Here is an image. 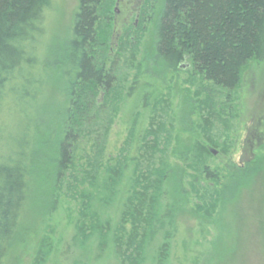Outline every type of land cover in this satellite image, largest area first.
Here are the masks:
<instances>
[{
	"label": "trees",
	"instance_id": "trees-1",
	"mask_svg": "<svg viewBox=\"0 0 264 264\" xmlns=\"http://www.w3.org/2000/svg\"><path fill=\"white\" fill-rule=\"evenodd\" d=\"M114 1L78 0L69 38L58 55L46 48L43 21L50 0H0V264L20 238L33 183L44 176L53 181L47 194L57 205L56 196L69 181L74 182L69 193L83 201L81 220L88 221L77 227L75 246L85 257L83 264H197V257L177 238L180 198L173 204L170 193L176 196L173 187L180 180L181 189L182 181L175 177L167 186L172 173L165 156L169 143L163 140L167 132L159 111L149 109L152 101L159 105V93L143 90L151 71L142 62L134 65L139 41L107 47ZM127 61L132 80L122 88L125 96L121 91L118 96L149 110L143 116L133 114L127 137L108 164L102 157L112 116L106 114L110 103L118 102L114 93L120 65ZM263 61L264 0H164L150 65L164 73L187 63L201 83L209 84L200 90L205 96L198 115L203 143L183 153L184 162L203 170V160L228 153V143L217 144L215 124L229 127L226 109L242 71L250 62ZM53 68L63 80L64 106L51 139H41L36 126L41 132L46 121L35 101ZM99 93L104 94L102 101ZM39 140L44 143L39 145ZM82 141L88 147L85 158L78 155ZM201 188L211 190L208 185ZM219 197L217 192L207 194L208 200ZM42 252L31 264L51 262L53 255L46 258ZM60 264L69 260L60 259Z\"/></svg>",
	"mask_w": 264,
	"mask_h": 264
},
{
	"label": "rangeland",
	"instance_id": "rangeland-1",
	"mask_svg": "<svg viewBox=\"0 0 264 264\" xmlns=\"http://www.w3.org/2000/svg\"><path fill=\"white\" fill-rule=\"evenodd\" d=\"M163 4L164 0L111 2L113 21L107 47L114 50L120 42L139 41L134 65L142 62L151 71L143 90L152 89L159 93V105L154 107L152 101L149 109L159 111L158 120L161 118L167 132L163 140L169 143L170 152L165 156L172 172L167 186L171 187L175 177L182 181L181 189L180 180L173 187L178 189L176 196L170 193L173 204L180 198L176 213L179 244L184 245L189 254L192 251L197 264H264V61L250 62L242 71L240 82L233 91V102L226 109L231 117L229 127L224 129L220 123L215 124L217 144L222 147L228 143V153L216 152L203 160V170L198 165L184 162L182 154L190 151L196 142L203 143L198 115L202 106L200 101H205V96L200 90L209 84L201 83V79L184 66L187 63L177 71L164 73L150 65ZM77 7L78 0H50L43 21L47 50L49 47L59 55L64 49ZM129 63L120 65L119 87L114 93L118 102H111V109L107 114L104 112L107 118L112 116L102 157L108 164L121 149L133 114L143 116L149 110L130 97L118 96L120 91L125 96L124 89L132 80L133 69H127ZM54 68L53 73L43 79L44 86L38 90L35 101L37 110H44L46 121L40 126L41 132L36 126V134L41 139H51L62 117L64 84ZM97 98L102 101L104 94L99 93ZM222 118L228 120L223 115ZM38 142L41 145L44 140ZM84 144L82 141L79 145L81 158H85V149L88 148ZM82 163L83 159L77 162L78 165ZM73 183L69 181L56 196L57 205L53 195L47 194L53 181H46L45 176L36 178L25 209L20 238L10 247L3 264H31L39 250L46 258L48 253L53 255L51 262L45 264H60V259L69 260V264L84 263V255L77 254L75 246L77 227L85 221L87 224L88 219L81 220V212L86 209L82 208L79 194L73 196L67 190ZM207 185L211 190L201 188ZM210 192H217L220 197L208 200ZM197 205L203 208V212L197 210ZM94 210L98 216L100 210Z\"/></svg>",
	"mask_w": 264,
	"mask_h": 264
}]
</instances>
